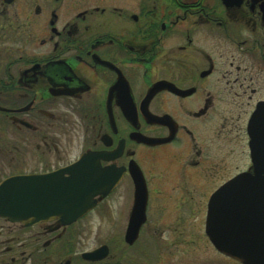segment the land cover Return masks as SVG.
Returning a JSON list of instances; mask_svg holds the SVG:
<instances>
[{"label": "flooded vegetation", "instance_id": "obj_1", "mask_svg": "<svg viewBox=\"0 0 264 264\" xmlns=\"http://www.w3.org/2000/svg\"><path fill=\"white\" fill-rule=\"evenodd\" d=\"M255 167L264 178V0H0V183L109 189L69 224L0 216V264H161L168 242L154 238L204 232L212 195ZM141 179L144 221L128 244ZM112 198L123 244L149 239L132 256L87 247L88 219Z\"/></svg>", "mask_w": 264, "mask_h": 264}, {"label": "water", "instance_id": "obj_2", "mask_svg": "<svg viewBox=\"0 0 264 264\" xmlns=\"http://www.w3.org/2000/svg\"><path fill=\"white\" fill-rule=\"evenodd\" d=\"M74 167L81 171L83 158ZM258 170L255 167L254 175L240 174L222 186L207 206L205 235L219 253L240 264H264V178L258 176ZM50 184L51 188H47ZM136 184L134 206L125 232L128 244L137 238L144 221L146 192L142 179ZM104 187L87 178L57 182L53 176L9 178L0 183V216L25 224L59 217L69 224L95 207L94 197L109 192ZM106 255L105 246L86 254L90 260Z\"/></svg>", "mask_w": 264, "mask_h": 264}, {"label": "rangeland", "instance_id": "obj_3", "mask_svg": "<svg viewBox=\"0 0 264 264\" xmlns=\"http://www.w3.org/2000/svg\"><path fill=\"white\" fill-rule=\"evenodd\" d=\"M12 8H10L12 16ZM120 200L117 201L115 198L110 199L107 216L98 215L99 211L93 214L88 220L89 232H88V245L89 249H93L96 246L105 244L109 248V256L115 257L122 254L124 256H132L134 252L139 248L146 249L147 243L143 241L145 234L141 235L139 242L133 247H127L123 244L122 235L124 231L119 229L118 221V211H119ZM190 221V222H189ZM186 221L188 223H194V220ZM187 228L191 227L188 224ZM120 237V243L117 242V237ZM156 237V236H155ZM162 241L167 240L168 246L164 250V258H160L161 264H219L222 262V258L219 257L214 250L206 245V237L204 235L203 229H187V230H176V231H165L161 232L159 238ZM153 240V248L156 249V243ZM148 252L153 249H147ZM150 251V254H151ZM154 255V254H153ZM156 257V254L153 256ZM158 258V257H157ZM154 261L156 258H153ZM218 259V260H217ZM159 260V258H158ZM226 264H236L228 262Z\"/></svg>", "mask_w": 264, "mask_h": 264}]
</instances>
